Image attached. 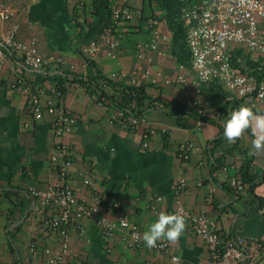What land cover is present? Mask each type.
I'll return each mask as SVG.
<instances>
[{"label": "crops", "instance_id": "crops-1", "mask_svg": "<svg viewBox=\"0 0 264 264\" xmlns=\"http://www.w3.org/2000/svg\"><path fill=\"white\" fill-rule=\"evenodd\" d=\"M100 0H10L13 17L0 23V40L15 25L17 38L25 43L37 40L43 55L60 57L62 65L39 71L23 68L19 58L4 49L0 85V264H50L46 256L30 252L31 246L60 252L58 236L49 231L46 221L51 210H44L32 191H45L59 180L51 155L56 143L68 146L73 157L69 169L70 184L80 203L92 204L93 194L83 180H93L100 192L107 214L112 207L121 211L143 235L161 212L170 214L181 204L194 213L216 222L225 234L264 241V214L253 201H264V150L252 154L254 136L248 131L239 137L238 148L224 150L219 140L217 120L233 103V94L218 81L199 84L191 71L187 38L192 20L184 17V7L199 0H108L109 11L129 6L139 12L131 22H120L113 31L88 37L89 27L99 25L95 3ZM4 3L0 1V4ZM103 15V12H101ZM153 20L158 23L155 26ZM154 29L161 30L167 41L158 50L147 48ZM122 41V50L110 56L104 38ZM100 42L94 58L83 54L91 40ZM0 47L3 49L2 45ZM148 71L144 81L146 97L143 114L146 126L125 129L112 105H99L82 84L72 76L101 74L126 83L137 72ZM182 76L183 83L175 82ZM21 81V85L17 82ZM62 85L64 97L59 106L76 119L70 135H54L55 114L45 111L36 120L28 111L25 87L43 102ZM188 89L189 94L185 95ZM190 104L203 110L207 120L201 129L188 115ZM255 114L264 115V104ZM189 120V121H188ZM194 126L183 128L178 122ZM146 128L156 134L145 148ZM165 132V133H164ZM181 144L192 148L180 156ZM240 151V152H239ZM247 151L254 157V171L259 183L239 195L228 184L237 175L236 168L222 173L214 168L216 159ZM229 153L227 156L226 154ZM231 167V166H230ZM186 187L178 192L177 183ZM264 208V207H263ZM81 229L85 230L82 236ZM117 230L109 240L94 220L81 219L69 229V248L60 264H198L206 262L209 251L205 240L194 233L190 223L176 243L168 242V252L125 249ZM172 257L178 258L175 262ZM260 264H264V260Z\"/></svg>", "mask_w": 264, "mask_h": 264}, {"label": "built area", "instance_id": "built-area-1", "mask_svg": "<svg viewBox=\"0 0 264 264\" xmlns=\"http://www.w3.org/2000/svg\"><path fill=\"white\" fill-rule=\"evenodd\" d=\"M0 23L7 22L13 17V10L8 4L10 0H0ZM139 12L125 5L112 10V24L107 30L113 31L120 22H131L136 19ZM183 15L192 20L187 44L191 54V71L196 75L199 84L218 81L226 90L233 94V103L227 114L240 106L250 107L254 113L260 110L264 104V79L259 80L254 75L245 74L232 61L233 52L237 49L251 53L255 61L264 59V0H199L191 6L184 7ZM158 21L153 20L152 24L157 25ZM19 26L15 25L0 40V85L1 72L4 64V49L17 56L23 68L39 71L50 66L62 65L60 57L54 55H43L39 52L37 40L28 43L17 38ZM151 39L144 45L152 50H158L159 44L167 41V36L159 29H154ZM105 44L110 49V56L122 50V41L104 38ZM100 51V42L97 39L90 41L83 49V54L88 58H94ZM109 78L117 82L116 76ZM128 86L138 89L148 80V71L137 72L130 78L126 74L121 76ZM74 80V77L72 76ZM177 83H183L182 76H177ZM122 83V82H121ZM21 85V81L17 82ZM101 85L108 90L107 84L101 81ZM28 95V111L36 119L41 120L45 111L55 114L53 132L54 135L62 138L70 135L76 124V119L59 106V101L64 97L61 88L53 90L52 97L47 102H43L40 96L31 92L29 87H25ZM99 105L114 106L107 95L91 93L88 91ZM189 94L188 89L185 95ZM117 109L116 118L121 121L125 129L134 130L141 126H146V118L137 116L131 110ZM197 107L190 104L187 108ZM203 115V110L198 108ZM186 115V114H185ZM226 119V115L224 116ZM218 119L217 125L220 129L219 140L225 150L238 148L239 138L234 143H229L223 138V121ZM207 121L200 118L196 123V128L201 129ZM144 147L150 145L149 138L156 133L150 128H146ZM248 131L245 132V134ZM165 133V132H164ZM192 148L191 144H181L179 147L180 156ZM227 156L229 153L226 154ZM243 154H235L228 158V163L222 166V173L228 172V168H236L237 175L229 177L228 184L236 194H243L246 185L239 175V166L242 163ZM53 168L57 169L59 180L50 185L45 191H32V195L39 198L44 210H51L46 225L50 232L58 236L60 242V252H53L50 248H44L38 253V248L31 246L30 252L46 256L50 264H60L64 260L69 248V229L81 219L94 220L100 232L106 240L114 236L117 230H122L123 246L125 249L152 250L155 252H168L169 243L158 241L154 248H147L142 240L140 231L133 226L128 218L119 211L118 206L112 207V213L107 214L103 199L97 190L95 182L89 178L83 180V184L93 194V203H80L70 184L69 169L73 165V157L68 146L64 143H56L51 155ZM231 166V167H230ZM186 187L185 180L177 183L178 192ZM264 214V208L260 209ZM180 213L185 217V221L190 223L195 234L202 237L208 247L209 258L206 262L198 264H260L264 260V241L261 239L246 238L234 234H225L217 227L215 221L210 220L205 215H194L186 209L178 199V206L170 213ZM85 230L81 229L82 236ZM177 262L178 258L172 257Z\"/></svg>", "mask_w": 264, "mask_h": 264}, {"label": "trees", "instance_id": "trees-1", "mask_svg": "<svg viewBox=\"0 0 264 264\" xmlns=\"http://www.w3.org/2000/svg\"><path fill=\"white\" fill-rule=\"evenodd\" d=\"M108 0H100L95 3V10L97 12L99 25L95 28L89 27L88 37H93L102 34L107 28L110 27L112 24V12L108 9ZM103 12V15H101ZM232 61L243 73L254 75L259 80L264 79V59H260L255 61L252 58L251 53H247L244 50L237 49L233 52ZM74 82L82 84L87 91H91V93L100 94L101 96L107 95L109 101L116 106L118 109L121 110H131L137 116H142L148 107H145L146 104V97L144 94V86L141 88L135 89L128 86L125 83L115 82L108 78L103 77L101 74L96 73V75H89L87 77H82L75 75ZM101 81L106 82L108 90L105 91V88L101 85ZM62 85H59L58 88H61L63 91ZM188 115L191 121L197 123V121L202 118L207 120L203 117L197 107H190L187 108L185 111L182 112V115ZM227 117V113L225 114ZM189 121V120H188ZM178 122V126L183 128H191L194 126L193 123L190 122ZM222 130V129H220ZM221 140L215 142V146L219 145ZM240 152V151H239ZM243 160L239 166V175L246 185V191H248L251 195H253V189L259 183V175L254 171V157L247 151H243ZM223 161V165L224 162ZM222 161L216 159L214 161V168L218 170L220 167L223 166ZM253 201L258 205L260 209L264 207V201L257 198L256 196L253 198Z\"/></svg>", "mask_w": 264, "mask_h": 264}, {"label": "clouds", "instance_id": "clouds-1", "mask_svg": "<svg viewBox=\"0 0 264 264\" xmlns=\"http://www.w3.org/2000/svg\"><path fill=\"white\" fill-rule=\"evenodd\" d=\"M250 131L254 136L250 151L252 154L264 150V115L255 114L248 106H240L223 121V138L234 143L239 137ZM186 228L185 217L180 213L161 212L143 232L142 240L147 248H154L157 242L167 240L176 243Z\"/></svg>", "mask_w": 264, "mask_h": 264}]
</instances>
